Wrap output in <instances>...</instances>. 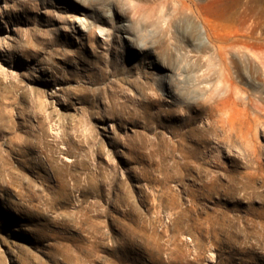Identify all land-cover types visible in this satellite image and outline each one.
Wrapping results in <instances>:
<instances>
[{"label":"rangeland","instance_id":"1","mask_svg":"<svg viewBox=\"0 0 264 264\" xmlns=\"http://www.w3.org/2000/svg\"><path fill=\"white\" fill-rule=\"evenodd\" d=\"M169 1L0 0V264H264V0Z\"/></svg>","mask_w":264,"mask_h":264},{"label":"bare ground","instance_id":"2","mask_svg":"<svg viewBox=\"0 0 264 264\" xmlns=\"http://www.w3.org/2000/svg\"><path fill=\"white\" fill-rule=\"evenodd\" d=\"M114 1V0H113ZM125 1H127V0H125ZM169 1V0H168ZM171 1H172V3H171ZM171 1H169L171 4H170V6L171 7H173V8H171V11H172V9H173V13H171V12H169L168 13V11L170 10H168L167 8V12L165 13V11H162L161 12V15H160V17H159V19H160V21L161 22H164V23H172V22H177V18L179 17L178 15H186V17L185 16H180V18H178L179 20V22L181 21V22H186L187 23V25H189V26H193V25H195V23H197V22H199V21H203V22H207L208 23V21H209V19L207 18L208 17V15H206V12H208L209 10H211L210 8H211V6L212 5H214V4H216L217 2L219 3L220 1H222V0H171ZM128 3H130V2H128ZM85 4L86 3H80V6H82V7H85ZM132 4V3H131ZM130 4V5H131ZM168 4V3H167ZM134 6H136V5H134ZM134 6H132V7H134ZM166 6H168L169 7V5H166ZM136 9H137V7H136ZM212 12V11H211ZM210 13V12H209ZM171 14V15H170ZM175 14H176V16H175ZM188 16V17H187ZM212 17H211V22H212ZM75 21H76V23H77V25H78V27L83 31V32H85V30H86V20L85 19H83V18H79V17H76V19H75ZM206 23V24H207ZM210 23V22H209ZM208 23V24H209ZM198 24V23H197ZM120 31L121 32H124V33H126V34H128L129 33V29H127V28H124V29H120ZM252 34V36L251 37H253V33H251ZM250 34V35H251ZM209 35V34H208ZM247 36H249V35H247ZM246 37V36H245ZM210 39H211V37H209ZM247 38V37H246ZM130 40V38H127V40ZM250 39V38H249ZM249 39H247V40H249ZM252 39V38H251ZM211 40H218V41H220L219 40V38L218 37H216V36H214L213 35V39H211ZM212 43H213V41H211ZM215 43H216V41H214ZM221 42H223V40L221 41ZM228 42H230L231 43V41H228ZM227 42V43H228ZM218 44H216V47H220V46H217V45H219L220 43L219 42H217ZM227 43H225L226 45H227ZM213 45H215V44H213ZM223 45V44H222ZM224 46L223 45V47L221 46L218 50H222L223 51V53L225 52L226 54H224V55H228V54H236V55H238V56H240V57H243L245 54H247V51H248V47L246 46V43L245 42H238L237 44H231V45H229V43H228V45L229 46ZM224 48H225V50H224ZM221 51V52H222ZM222 54V53H221ZM162 67H164V68H167L166 66H162ZM168 70H169V68H167ZM231 81V80H230ZM229 82V81H228ZM227 82V83H228ZM230 83H232V82H230ZM229 84V83H228ZM233 85V83L230 85L231 87H233L232 86ZM235 87V86H234ZM228 88V87H227ZM231 89H233L234 90V88H231ZM230 89V90H231ZM233 90H231V92H233ZM236 90V89H235Z\"/></svg>","mask_w":264,"mask_h":264}]
</instances>
